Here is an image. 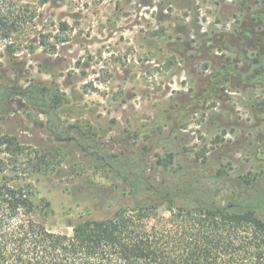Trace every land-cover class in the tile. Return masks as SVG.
Listing matches in <instances>:
<instances>
[{"label":"rangeland","instance_id":"rangeland-1","mask_svg":"<svg viewBox=\"0 0 264 264\" xmlns=\"http://www.w3.org/2000/svg\"><path fill=\"white\" fill-rule=\"evenodd\" d=\"M115 168L264 178V0H0V184L70 234L120 203Z\"/></svg>","mask_w":264,"mask_h":264},{"label":"trees","instance_id":"trees-1","mask_svg":"<svg viewBox=\"0 0 264 264\" xmlns=\"http://www.w3.org/2000/svg\"><path fill=\"white\" fill-rule=\"evenodd\" d=\"M2 144L14 155V140ZM115 169L120 203L82 214L70 234L39 222L33 185L7 177L0 184V264H264V178L244 177L226 197L202 173L153 181Z\"/></svg>","mask_w":264,"mask_h":264},{"label":"built area","instance_id":"built-area-1","mask_svg":"<svg viewBox=\"0 0 264 264\" xmlns=\"http://www.w3.org/2000/svg\"><path fill=\"white\" fill-rule=\"evenodd\" d=\"M232 95H236V93H232Z\"/></svg>","mask_w":264,"mask_h":264}]
</instances>
